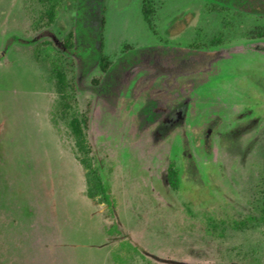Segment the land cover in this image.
Returning <instances> with one entry per match:
<instances>
[{"label":"rangeland","instance_id":"obj_1","mask_svg":"<svg viewBox=\"0 0 264 264\" xmlns=\"http://www.w3.org/2000/svg\"><path fill=\"white\" fill-rule=\"evenodd\" d=\"M144 1L0 0V264H264V0Z\"/></svg>","mask_w":264,"mask_h":264},{"label":"trees","instance_id":"obj_2","mask_svg":"<svg viewBox=\"0 0 264 264\" xmlns=\"http://www.w3.org/2000/svg\"><path fill=\"white\" fill-rule=\"evenodd\" d=\"M61 0H48V4H50L51 11L56 7L57 2L59 3ZM143 16L145 21L148 24H151L152 22V15H153V7L151 0H145L143 2V8H142ZM74 37L71 36L67 40H65L61 45L63 47V50L68 54H77L76 50L77 47L75 46V42H73ZM99 59H100V69L103 73H106L108 71L109 63L105 56L103 55L102 50L99 51ZM73 83H75V80L73 78ZM70 91L72 92V97L75 98L76 94L74 92V88H70ZM76 101V99H75ZM77 103V101H76ZM76 106V105H75ZM78 119V120H77ZM77 126L75 127L76 133H77V139L78 143L81 146L82 149H86L87 145H89V139H88V132L90 130V121H91V114L89 111L85 112H79L77 111ZM90 146L87 148V152H89ZM168 180L169 183L176 188L177 187V175L173 171L172 165L170 166L168 170ZM87 183H88V196L90 198H96L97 196H101L102 198L107 199V190L104 185V182L98 172L97 169L92 168L91 166H87ZM264 213V212H263Z\"/></svg>","mask_w":264,"mask_h":264}]
</instances>
